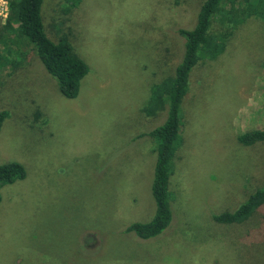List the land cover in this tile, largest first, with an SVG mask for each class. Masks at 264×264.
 Here are the masks:
<instances>
[{
  "label": "rangeland",
  "instance_id": "rangeland-1",
  "mask_svg": "<svg viewBox=\"0 0 264 264\" xmlns=\"http://www.w3.org/2000/svg\"><path fill=\"white\" fill-rule=\"evenodd\" d=\"M8 1L0 0L2 34ZM204 1L83 0L72 8L44 0L48 37L90 69L74 100L26 38L13 54L0 40V112L10 113L0 165L19 162L27 173L1 189L0 264H264V207L240 224L214 221L264 188V141H238L264 129V21L256 16L191 75L169 228L148 241L123 232L156 214L154 143L140 136L165 118L158 88L181 61L178 30L193 28Z\"/></svg>",
  "mask_w": 264,
  "mask_h": 264
},
{
  "label": "trees",
  "instance_id": "trees-1",
  "mask_svg": "<svg viewBox=\"0 0 264 264\" xmlns=\"http://www.w3.org/2000/svg\"><path fill=\"white\" fill-rule=\"evenodd\" d=\"M64 1L70 7L77 8L83 0ZM43 2L44 0H10L9 24L3 34L10 36V33L20 29L19 39L5 40L0 32V40H3L2 46L13 54L20 38H26L34 46L36 56L47 73L57 81L60 93L65 98L74 100L79 96L81 83L90 69L82 59L72 54L66 42H54L48 37L42 15ZM254 16L264 21V0H205L193 28L178 30L184 42L181 61L174 74L167 79V83L158 88L159 93L165 90V94L160 95L166 105L165 118L159 126L140 136L151 137L154 143L152 195L156 202V214L150 222L128 226L123 231L125 234L134 233L138 238L148 241L159 237L169 228L173 218L172 200L174 199L170 179L174 174L173 160L181 141L182 105L189 93L191 75L202 61H215L223 55L227 42L237 26ZM217 23L225 30L217 32L215 26ZM19 48L17 56L22 59ZM5 63H9V58L4 57L2 66ZM9 117V111L0 112V131ZM238 141L248 147L263 142L264 129L241 134L238 136ZM26 176V170L19 162L0 165V203L1 189L25 180ZM262 207H264V188L250 195L234 211L215 215L214 221L218 224H240ZM84 243L93 249L96 248L92 244Z\"/></svg>",
  "mask_w": 264,
  "mask_h": 264
},
{
  "label": "built area",
  "instance_id": "built-area-1",
  "mask_svg": "<svg viewBox=\"0 0 264 264\" xmlns=\"http://www.w3.org/2000/svg\"><path fill=\"white\" fill-rule=\"evenodd\" d=\"M9 3H10V1H8V2H4V6H5V11H6V13L5 14H7V15H5V16H8V14H9Z\"/></svg>",
  "mask_w": 264,
  "mask_h": 264
}]
</instances>
